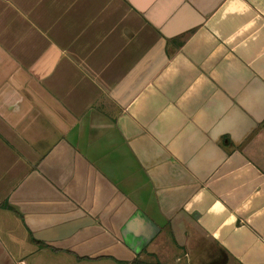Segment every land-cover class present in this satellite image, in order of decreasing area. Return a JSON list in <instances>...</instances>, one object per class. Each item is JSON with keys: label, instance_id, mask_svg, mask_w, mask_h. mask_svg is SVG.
Listing matches in <instances>:
<instances>
[{"label": "crops", "instance_id": "0c3cea01", "mask_svg": "<svg viewBox=\"0 0 264 264\" xmlns=\"http://www.w3.org/2000/svg\"><path fill=\"white\" fill-rule=\"evenodd\" d=\"M264 264V0H0V264Z\"/></svg>", "mask_w": 264, "mask_h": 264}, {"label": "trees", "instance_id": "16d2710c", "mask_svg": "<svg viewBox=\"0 0 264 264\" xmlns=\"http://www.w3.org/2000/svg\"><path fill=\"white\" fill-rule=\"evenodd\" d=\"M134 264H142L141 262L139 261H135Z\"/></svg>", "mask_w": 264, "mask_h": 264}]
</instances>
